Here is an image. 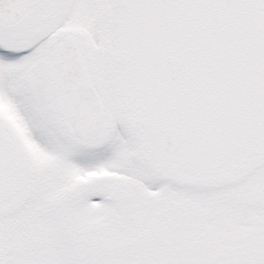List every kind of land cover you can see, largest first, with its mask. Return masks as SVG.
Returning a JSON list of instances; mask_svg holds the SVG:
<instances>
[{
  "label": "snow or ice",
  "instance_id": "snow-or-ice-1",
  "mask_svg": "<svg viewBox=\"0 0 264 264\" xmlns=\"http://www.w3.org/2000/svg\"><path fill=\"white\" fill-rule=\"evenodd\" d=\"M0 264H264V0H0Z\"/></svg>",
  "mask_w": 264,
  "mask_h": 264
}]
</instances>
